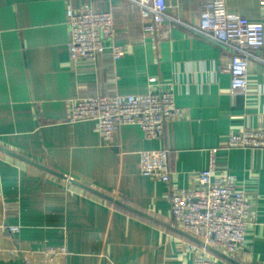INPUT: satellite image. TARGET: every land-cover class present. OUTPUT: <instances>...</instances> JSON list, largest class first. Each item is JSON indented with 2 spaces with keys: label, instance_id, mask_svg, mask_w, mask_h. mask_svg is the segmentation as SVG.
Instances as JSON below:
<instances>
[{
  "label": "crops",
  "instance_id": "crops-1",
  "mask_svg": "<svg viewBox=\"0 0 264 264\" xmlns=\"http://www.w3.org/2000/svg\"><path fill=\"white\" fill-rule=\"evenodd\" d=\"M166 1L160 36L129 0H0V264L193 263L200 242L174 220L171 193L195 186L213 153L255 217L235 257L207 256L264 264V148L227 146L233 132L264 128V48L249 62L248 93L233 94L230 50L194 29L204 0ZM225 2L264 24V0ZM70 7L112 10L124 55L73 61ZM151 77L184 110L162 137L131 124L108 141L95 121L70 120L72 101L144 93ZM161 147L172 151L169 183L139 170L140 151Z\"/></svg>",
  "mask_w": 264,
  "mask_h": 264
},
{
  "label": "built area",
  "instance_id": "built-area-1",
  "mask_svg": "<svg viewBox=\"0 0 264 264\" xmlns=\"http://www.w3.org/2000/svg\"><path fill=\"white\" fill-rule=\"evenodd\" d=\"M140 8L146 19L145 31L150 35L167 36L169 4L166 0H129ZM201 22L195 31L219 43L231 52L226 70L230 74L233 94L249 91L248 65L264 48V24L228 9L225 0H204ZM70 28L69 50L75 62H95L99 55L110 50L115 59L125 53L117 42V22L112 10L68 8ZM157 77L150 78V88L144 93H114L78 98L71 103L70 120H93L105 140L112 141L122 126L137 124L147 138H160L166 123L183 117L184 110L176 104L170 89L155 88ZM228 147L264 148V128L245 127L229 136ZM215 150H213L214 152ZM139 170L169 183L172 155L167 147L142 150ZM213 153L208 168L199 171L197 184L190 188L174 189L171 193L172 214L180 227L195 237L200 246L191 264H216L207 256L214 249L235 257L246 240L249 224L255 217L251 203L240 189L237 177L229 172L216 173ZM9 230H19L10 226ZM195 244L191 248H195Z\"/></svg>",
  "mask_w": 264,
  "mask_h": 264
},
{
  "label": "water",
  "instance_id": "water-1",
  "mask_svg": "<svg viewBox=\"0 0 264 264\" xmlns=\"http://www.w3.org/2000/svg\"><path fill=\"white\" fill-rule=\"evenodd\" d=\"M23 158H25V157H23Z\"/></svg>",
  "mask_w": 264,
  "mask_h": 264
}]
</instances>
